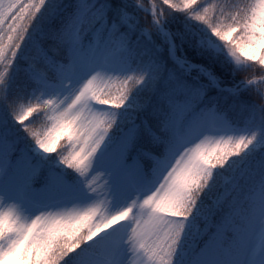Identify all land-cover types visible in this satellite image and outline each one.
Listing matches in <instances>:
<instances>
[{"label":"snow or ice","instance_id":"6c2138e0","mask_svg":"<svg viewBox=\"0 0 264 264\" xmlns=\"http://www.w3.org/2000/svg\"><path fill=\"white\" fill-rule=\"evenodd\" d=\"M46 3L47 0H0V65H3L0 68V104L7 108L12 120L21 126L40 153L54 155L61 165L81 177L85 189L95 195L96 202L79 212L36 215L31 222L22 220L15 206L0 211V264H66L86 244L121 222L126 223L125 230L105 245L108 256H115L122 245L127 247L129 255L117 264H172L185 222L194 215V209L199 208L201 196L211 186L214 170L222 169L233 157L241 156L254 142H258L257 146L264 143L258 141L260 131H264V0H220L208 6H205V0H179L178 3L161 0V6L153 4L151 10L144 0L121 4L118 24H113L110 29L109 43L115 52L128 51L120 28L135 26V17L131 13L137 10L143 17L145 36L162 31L164 21L171 13L183 14L204 26L222 45L233 65V74L240 77L239 84L224 91L232 95L239 112L247 113V127L243 134L221 139L223 146L219 156L215 152L198 155L197 147L204 143L200 140L202 136L230 131L222 116H217L214 111L205 113L182 133H176L150 193L142 200L134 199L112 215L101 210L97 203L101 196L107 201L103 174L89 173L95 155L116 123V112L125 106L131 93L145 83L146 73L133 70L131 75L117 76L120 87L115 92L110 87H100L104 74L96 71L88 74L63 99L45 96L39 90L28 100L20 94L10 96L11 68ZM102 16L97 9L96 18L99 20ZM78 20L70 21L63 31L52 35L55 42L51 49L53 56H48L39 47L34 48L28 68L36 74L30 78L37 84H46L49 70L55 71L61 82L70 81L79 69L94 63L95 48L87 58L79 53ZM66 45L70 47L72 58L66 64L55 62L54 55ZM109 55L111 52L104 57L105 62ZM108 82L112 83L111 76ZM212 83L215 85V80ZM197 95L198 92H193V97ZM92 105L110 106L112 113L95 111ZM172 111L182 112L183 106H174ZM41 113L52 122L42 134L31 127ZM177 125L178 120L172 119L170 114L160 131L174 129ZM144 131L153 140H159L151 128L145 126ZM61 136L66 138L67 145H61V150L57 151ZM14 151V143L5 136L0 141V163L3 164L0 171L7 168L9 156ZM18 164L29 174H35L30 160L18 161ZM261 201L264 204V196ZM149 205L150 213L144 211ZM164 213L167 219L162 215ZM261 240L264 242V235ZM85 264L97 262L87 260ZM104 264H113V261L106 259Z\"/></svg>","mask_w":264,"mask_h":264},{"label":"rangeland","instance_id":"374dc122","mask_svg":"<svg viewBox=\"0 0 264 264\" xmlns=\"http://www.w3.org/2000/svg\"><path fill=\"white\" fill-rule=\"evenodd\" d=\"M69 1L71 0H47V4L39 14L40 16L38 15L42 20L41 22H45L57 11H63L69 6ZM24 2H27V0H24ZM172 2L178 3L179 0H172ZM218 2L220 0H205V6ZM85 4V0H78L77 9L67 16L59 32L63 31L70 21L79 18L77 21L80 37L78 50L82 56L87 58L95 48L94 63L91 67L85 65L79 69L76 76L70 81L64 80L61 82L56 72L49 70L46 84H38L37 90L43 91L45 96L63 99L72 89L76 88L79 83L86 79L88 74L96 71L104 74L103 80L100 82V87L102 88L110 87L108 82L109 76H118L126 72L131 73L133 70L146 73L144 84L155 81L154 77L160 69L163 73H168L166 80L159 88L158 97L160 104L153 105L150 110L151 119L156 118L155 127H157L158 131H160L164 120L170 114L172 119L178 120L176 128L163 131L167 134L169 140L163 147L164 152L153 158H160L161 164L168 156L169 144L174 141L176 133H182L195 121L191 113L196 109L204 96V85L195 86L189 82H182L178 79V75L173 71L172 67L168 69L169 67L163 62L162 64H158L159 62H157L154 56V58L149 56L145 62L135 60V52L131 47V42L127 35H124V37L128 51L115 52L109 43L111 38L110 29H112L113 23L106 18V9L102 5L96 8L88 4L85 6ZM150 5L149 9L151 10L152 2ZM97 9L103 13V16L99 20L96 18ZM41 22L39 20V23ZM25 42L17 57L20 53L24 52L27 55L26 59L30 61L35 47H39L48 56H53L51 49L55 46V42H50L46 39L42 31H38L35 35H28ZM109 52H111V55L108 56V60L105 62L104 57ZM53 58L57 63H68L72 58L70 47L66 45L60 48ZM174 65L185 71V77L192 76V71L196 69V67L188 63L180 65L174 63ZM40 66L43 65L41 64ZM2 67L3 65H0V68ZM27 69L30 72V77L36 75L31 72L28 65ZM197 74L204 77L207 76V73H203V71H198ZM208 80L212 82L215 79L208 76ZM215 82L216 84L213 85L212 83V86L218 87V82L216 80ZM65 84L68 87H64ZM219 88H221L220 85ZM37 90L29 91L25 100L34 98ZM193 92H198L199 95L193 97ZM132 99L130 100L134 101ZM174 106H183V111L173 113L172 109ZM103 112L111 114L112 110ZM183 120L188 121L185 129L179 127ZM48 123L49 127H51L52 122L49 119ZM145 126L148 127V123L143 117L132 115L131 112H116V123L113 125V130L116 132L115 137L113 136L114 142L108 146L105 145L102 150L99 149L93 159L89 175L96 173L103 174V179L106 181L107 201L101 196L97 203L101 210L107 212L108 215L117 213L134 199L142 200L150 193L157 182V172L160 165L150 167L149 176L146 179L140 177L139 172H137L132 181L125 172V167L132 168V156L145 154L140 148V143L144 136L143 133H145ZM228 127L230 131L227 133H210L207 137L202 136L200 140L204 141V144L207 146L216 140H227L230 135L243 134L247 126L245 125L241 129H235L229 125ZM20 131L22 132L21 126L15 122L11 121L3 128L2 121H0V141L7 136L9 141H12L15 146V151L9 156L7 168L0 171V211H7L9 206H15L21 219L30 221L42 212L72 211L74 207L76 208L75 211H79L96 202L95 195L85 189L84 183L78 174L61 165L56 157L50 158V156L40 153L29 138L20 136ZM61 140L67 145V140L64 136H61L58 143ZM258 141H264V131H260ZM199 142L197 141V143ZM257 143L254 142V145L250 146L251 153L255 151ZM258 149L261 151L262 156L260 162L254 166L247 165V167L243 168L242 171L225 185L215 200L217 207L221 206L220 209H222L218 210L217 207L215 208V211L217 209L219 212V218H216L215 222L213 220L208 221L209 218L207 217L202 218L200 221L204 225L202 230L194 224H190L189 226L185 224V229L181 236L188 237L192 235L191 239L206 236L202 247L195 249V254L189 264H210V258L213 256H217L218 264H264V242L261 240L262 235H264V224L261 223V219L264 218V204L261 201V197L264 196V181L261 179L264 177V143H259ZM22 160H30L32 162V166L36 169L34 175L22 169L18 164V161ZM0 169H3L2 163H0ZM64 172L70 173L73 176L74 180L72 184L63 182V178H66ZM254 182H256V188L253 196H251L248 194V189L250 184ZM244 206H247V208H243ZM125 227L126 223L121 222L107 232H102L93 240L94 244L102 245L99 252L102 260L98 261V264H104L106 259H111L113 264H117L118 261L127 258L129 253L127 247L123 245L115 256H108L105 252V245L110 241L106 242L104 240L105 237H110L111 241L117 239L122 231L125 230ZM199 229L201 230V235L198 234ZM226 233H232L229 241L230 246H226V249L229 250L227 256L225 252L219 249V245L225 239ZM189 249L190 251H185L184 249L182 258L184 252L189 256V252L194 250L193 243L189 244ZM179 255L181 254L176 253V255H173V263H176V260L179 263L182 262L181 260H184ZM177 256L179 259H177Z\"/></svg>","mask_w":264,"mask_h":264},{"label":"trees","instance_id":"16d2710c","mask_svg":"<svg viewBox=\"0 0 264 264\" xmlns=\"http://www.w3.org/2000/svg\"><path fill=\"white\" fill-rule=\"evenodd\" d=\"M75 1L76 0L69 1V6H67L63 11H57L45 22H41L42 20L40 17H37L29 35H35L38 31H42L44 37L52 42V35L58 33L62 22H64L70 14ZM151 2L152 4L161 6V0H144L145 6L149 8L151 6ZM122 3H130V0H96L97 5H102L106 9L107 18L114 24H118L120 6ZM163 7L166 8V6ZM131 15L135 17V26L133 28H128L125 25L120 28V31L123 32L124 35H127L130 40L131 47L135 52V60L145 62L149 56H154L156 57L157 62H159L158 64H162L163 62L169 67L168 69L172 67L173 71L178 75V79L182 82H189L195 86L200 84L204 85V96L200 101L201 103L199 107L195 111V116L200 118L207 113L209 109H212L215 114L222 116L224 120L227 121L228 125L235 129H241L246 125L247 113H241L238 111L232 95L224 90L212 87V82L208 80V76L209 78L212 77L221 87L229 88H233L235 85L240 83V77L233 74V65L226 53L222 50V45L211 36L204 26L191 21L183 14L177 13L169 14L162 26L170 34L173 41L174 56L177 59L183 60L189 65L196 67V69L192 71V76L185 77V71L182 68L175 67L174 62H172L168 55L170 41L160 32L149 33L148 36H145L143 34V17L139 14V10L132 12ZM39 20L41 23H39ZM25 43L23 45H25ZM26 56L27 55L24 52L20 53V55L16 58L14 66L11 68L8 80V94L10 96L20 94L24 99H26L29 91L37 90L38 84L29 76L30 72L27 69L29 60L26 59ZM196 71H203V73H207V76L204 77L203 75H199ZM157 72L155 81L146 83L135 89L129 96L125 106L117 111L118 113L131 112L132 115L145 118L148 123V128H151L153 132H156L159 136L158 141L160 142L153 140L151 136L143 133L144 136L140 143L141 150L145 152L144 155L140 156V161H142L148 174L150 167L152 168L155 166L151 156L154 157L162 154V152H164L163 147L169 140L166 133L158 131L157 127H155L156 118L151 119L152 116L150 117V110L152 109V106L160 104L158 97L159 88L166 80V75L168 74H166V72L163 73L161 69ZM129 73L130 72L122 73L118 76H124ZM109 86L111 90L115 92L116 89L120 87L119 78L117 76H113L112 83L109 84ZM244 91L246 92L247 89ZM131 98H133L132 100L134 101H131ZM129 101H131V103H129ZM97 107L99 110L96 111L98 112L112 110L110 106ZM0 121H2L3 128L11 121L14 122L9 115L7 108L3 104H0ZM48 124V117L41 113L39 119L35 120L31 127L34 128L35 131L42 134L49 127ZM115 134L116 132H114L112 128L100 148L105 145H110V143L114 140ZM20 136L28 138L23 131ZM61 145L66 146V143L61 140L57 145V151L61 150ZM251 151L252 150L249 149L241 156L233 157L222 169L214 170L213 178L210 181L211 186L201 196L199 208L194 209V215L189 217L188 221L185 222L186 225L189 226L190 224H194L202 230V228H204L203 223L200 222L202 218L204 219V217H207L209 218L208 221H214L216 218H219V212L217 209L215 211V208L217 207L215 200L221 190L231 179L242 171L243 168L247 167V165L254 166L258 164L262 158L260 153L261 151L258 149V146L255 147V151L253 153H251ZM53 157L55 156H50V158ZM65 174L66 178L64 177V183L72 184V181L74 180L72 178L73 176L67 172ZM255 188L256 182L250 184L248 194L253 196ZM220 207L221 206L217 207L218 210H222ZM243 208H247V206H244ZM201 230H198L199 235H201ZM225 235L226 237L221 243V246L224 249L222 252H225L227 256L229 250L226 249V246H230L229 241L232 233H226ZM192 237V235L188 237L181 236L173 255H176V253L181 254L179 257L182 258V252L184 249L185 251H190L189 244L191 243L194 244V250L189 252V256L186 255L187 258L181 260V263L176 260V263L172 262V264H189L193 259L195 249L201 248L206 240V236L191 239ZM104 240L107 242L112 239L110 237H105ZM94 243L95 242L90 241L83 247L82 250L73 254L67 260L66 264H85V261L93 260L90 257V254L99 256L102 245ZM184 254H186V252H184ZM179 257L177 256V259H179Z\"/></svg>","mask_w":264,"mask_h":264},{"label":"clouds","instance_id":"9594fccd","mask_svg":"<svg viewBox=\"0 0 264 264\" xmlns=\"http://www.w3.org/2000/svg\"><path fill=\"white\" fill-rule=\"evenodd\" d=\"M218 141H220V142L218 143ZM222 146H223V142H222L221 139L220 140H216L213 143L208 144L207 146L204 143L203 144H199L198 147H197V154L198 155H202V156H207L210 153L215 152V155L219 156ZM196 162L200 163L199 160H197ZM201 167H203V165H201ZM261 179H262V181H264V177H262ZM153 195H155V194H153ZM149 199H151V197H149ZM75 209H76L75 207L72 208L71 212H79V211L83 210V209H80L79 211H75ZM67 211H60V212H57V213H62V212H67ZM144 211L150 213L151 212V205H149V207L147 209H145ZM46 213H48V212H42V213L38 214L37 216H40L41 214H46ZM162 215H164L165 219L168 218L166 213H164ZM29 222H31V220ZM69 223H71V221ZM261 223L264 224V218L261 219Z\"/></svg>","mask_w":264,"mask_h":264},{"label":"water","instance_id":"95a60500","mask_svg":"<svg viewBox=\"0 0 264 264\" xmlns=\"http://www.w3.org/2000/svg\"><path fill=\"white\" fill-rule=\"evenodd\" d=\"M171 52H172V47H171Z\"/></svg>","mask_w":264,"mask_h":264}]
</instances>
